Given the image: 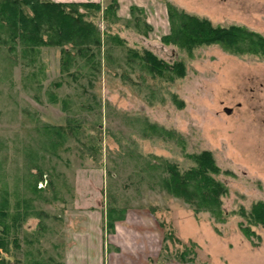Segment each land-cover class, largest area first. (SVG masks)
<instances>
[{"label":"rangeland","instance_id":"374dc122","mask_svg":"<svg viewBox=\"0 0 264 264\" xmlns=\"http://www.w3.org/2000/svg\"><path fill=\"white\" fill-rule=\"evenodd\" d=\"M99 1L94 23L109 36L87 65L71 58L62 68L56 46L25 55L0 47V198L8 196L12 212L23 197L31 206L0 236L31 240L25 255L16 252L27 261H58L66 240L103 239L148 240L150 264H264V227L240 215L264 202V115L233 88L264 77V57L161 39L170 31L168 2L214 25L264 36V0H136L129 8L117 0L104 19L111 0ZM133 50L181 61L184 74L156 76ZM220 100L243 102L226 116ZM70 122L78 127L64 138L46 128ZM202 150L212 153L215 177L225 184L219 216L195 212L156 185L159 161L186 169L188 154ZM38 171L35 191L29 182ZM109 208L122 210L113 226Z\"/></svg>","mask_w":264,"mask_h":264},{"label":"trees","instance_id":"16d2710c","mask_svg":"<svg viewBox=\"0 0 264 264\" xmlns=\"http://www.w3.org/2000/svg\"><path fill=\"white\" fill-rule=\"evenodd\" d=\"M117 6V0H111L101 11V18L104 19L106 13L112 12ZM166 8L170 31L161 37L164 42L175 43L186 49L202 43H220L239 55L251 53L264 57L263 35L238 25H214L209 19L178 9L169 2L166 3ZM100 9V4L94 1L0 0V47L5 46L14 52L18 48L21 55L22 53L25 55L29 52H36L41 46H56L61 51L62 68L67 67L71 58H82L85 60L83 65H87L90 61H94L93 58L97 54L102 53L105 38L109 36L107 32L103 34L98 25L94 23L96 12H100ZM130 9L141 11L135 6ZM111 37L118 40L116 35ZM131 55L137 56L156 76L169 73H175L178 76L184 74V65L181 61L167 62L149 50H143L142 54H137L136 50H133ZM74 124L77 125V123L70 122L66 125H52L51 129L46 128L58 137L64 138L69 133H74L69 131L78 127ZM56 142L53 141L52 145H56ZM188 157L193 164L186 169H180L170 161H159L160 170L156 185L160 190L182 199L195 212L208 211L214 216H219L221 196L226 188L225 184L215 177L218 167L212 153L209 150H202L188 154ZM38 173L39 176L33 182H29L35 191H37L36 181L42 179V172L38 171ZM7 197L1 196L0 198V231H4V234L7 228L17 227L18 220L24 219L31 207L29 196L23 197L20 201L14 200L12 203L14 211L12 212L7 207L9 206ZM121 211L115 208L107 210L108 226H113L116 220L121 219L122 216H116L117 212ZM240 215H243L249 223L264 227V202H253L249 211L242 210ZM7 218L10 219V223ZM241 228L246 236L252 234L249 227L242 226ZM0 237V247H5L7 240ZM25 241L29 244L31 240ZM45 261L56 263L47 256L46 260H41L39 257L30 258L28 261L25 260L24 264H44Z\"/></svg>","mask_w":264,"mask_h":264},{"label":"crops","instance_id":"0c3cea01","mask_svg":"<svg viewBox=\"0 0 264 264\" xmlns=\"http://www.w3.org/2000/svg\"><path fill=\"white\" fill-rule=\"evenodd\" d=\"M55 2H87L99 0H51ZM128 1V2H127ZM100 2V1H99ZM119 7L140 4L136 0H118ZM127 11V10H126ZM0 247V263L24 264L25 240H7ZM148 240H66L55 264H150L151 249ZM22 250V257L17 250Z\"/></svg>","mask_w":264,"mask_h":264},{"label":"flooded vegetation","instance_id":"af4514ba","mask_svg":"<svg viewBox=\"0 0 264 264\" xmlns=\"http://www.w3.org/2000/svg\"><path fill=\"white\" fill-rule=\"evenodd\" d=\"M233 88L236 90V94L247 96V100L251 103V112H260L264 115V77H251L247 78L243 83L234 84ZM232 89V88H231ZM221 102V111L226 116L237 114L238 110L242 106V100H237L233 105L223 104Z\"/></svg>","mask_w":264,"mask_h":264}]
</instances>
